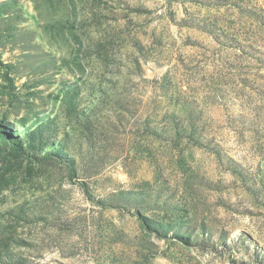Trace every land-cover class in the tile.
<instances>
[{"label": "rangeland", "instance_id": "rangeland-1", "mask_svg": "<svg viewBox=\"0 0 264 264\" xmlns=\"http://www.w3.org/2000/svg\"><path fill=\"white\" fill-rule=\"evenodd\" d=\"M0 264H264V0H0Z\"/></svg>", "mask_w": 264, "mask_h": 264}]
</instances>
